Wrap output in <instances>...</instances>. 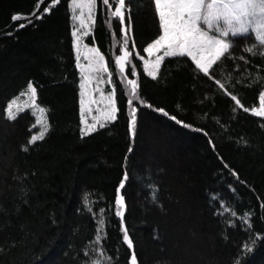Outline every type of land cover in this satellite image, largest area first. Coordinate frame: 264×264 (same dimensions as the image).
Returning a JSON list of instances; mask_svg holds the SVG:
<instances>
[{"label": "trees", "instance_id": "16d2710c", "mask_svg": "<svg viewBox=\"0 0 264 264\" xmlns=\"http://www.w3.org/2000/svg\"><path fill=\"white\" fill-rule=\"evenodd\" d=\"M38 3L0 0V264H89L97 258L129 264L132 251L138 264H264V117L251 111L264 89V57L243 50L264 51L254 33L230 37L234 46L210 76L188 58H166L153 80L140 57L160 34L154 0H126L128 75L135 66L145 102L134 101L133 139L128 92L114 62L120 25L113 20L109 26L107 8L98 0L85 40L106 58L119 111L114 122L81 137L70 0L17 30L27 21L13 22L12 15H30ZM50 3H39L36 15ZM128 16L126 11V24ZM29 81L49 123L44 139L33 144L32 112L24 110L15 120L4 114L6 100L25 91ZM125 173L120 194L133 249L123 243L115 215Z\"/></svg>", "mask_w": 264, "mask_h": 264}, {"label": "snow or ice", "instance_id": "6c2138e0", "mask_svg": "<svg viewBox=\"0 0 264 264\" xmlns=\"http://www.w3.org/2000/svg\"><path fill=\"white\" fill-rule=\"evenodd\" d=\"M39 3H43V0H39ZM39 3L36 5V10L30 15L23 14H13L11 19L13 22L26 20L27 23H20L17 26V30L25 28L27 24L33 23L32 17L36 20L43 19L45 15L51 13V9L60 3V0H51L48 7L44 8L40 15H36L39 11ZM97 4V0H70L69 7L73 13V31L71 36L73 39L74 48L79 51V46L83 43V38L89 36L91 28L88 23H86L84 17V10L87 9L88 21L92 24L95 23L94 8ZM102 5L107 8V18L109 26L113 20H117L120 25V34L122 40L116 41V45L120 49V53L115 56V65L118 66L120 74H125L126 65L130 64V56L132 52L129 51V33L131 31V10L126 8V0H102ZM115 5V7H113ZM155 12L158 17V31L159 35L144 47L143 51L149 56L155 55L154 61H149L144 59L143 56L140 57L144 61L143 68L146 75L153 80L157 79L158 73L161 69L162 62L166 58H188L194 64L195 68L199 72L203 73L205 76H210V70L213 69L214 65L229 53L230 49L234 46L230 42V37L244 36L250 31L255 34L254 42H258L259 48H264V0H154ZM128 11V24L125 25V12ZM78 23V26L76 22ZM83 30V31H81ZM79 33V34H78ZM7 35H12V33H7ZM87 52L90 55H85L84 59L89 61L87 67L95 72L108 73V67L105 64V56L96 47H88ZM133 48H135V42L133 41ZM163 50V51H162ZM245 52L250 54H258L264 57V51L256 52L253 47H246L243 49ZM162 55H156L161 53ZM77 67L81 68L80 56L77 55ZM243 59V57H241ZM94 66V67H93ZM238 70V69H237ZM135 66L132 67L131 75L136 76ZM211 78V77H210ZM126 80L128 86H130L128 91L127 105L130 111L128 129L130 136L134 139L135 130L137 126V111L138 108L134 106V101H139L141 105L145 102L140 98L138 93L139 84L137 79L127 78L123 76ZM85 82H90V78L85 76L83 81L80 83V89L85 88ZM100 82H103L102 80ZM108 82L111 83V74L109 73ZM215 83L224 88V84L220 80H215ZM226 91V90H225ZM20 95L28 96L32 102V105H36L37 98V88L33 86V83L29 81L27 84V91L22 92ZM103 95V93H102ZM229 95H231L229 93ZM115 96V87L112 88L111 92L104 95L110 105L104 114V120L106 122H114L117 119L118 108ZM17 97L13 99L6 109V115L9 120H15L18 115V111H22L17 105ZM231 100L235 101L237 105H241L240 100L236 95H231ZM261 106L260 110L252 108L251 111L256 116L264 117V92L260 94ZM83 104V101H81ZM152 107L151 105H146ZM16 107L18 111H13ZM41 113H45L46 109L40 108ZM248 112V108L243 109ZM165 116L169 114L163 109H157ZM171 119L176 120V117H171ZM93 123H87L83 116V109L81 111V124L86 125L80 129L81 137L90 135L92 132L97 130V124L99 123L100 128L106 127V123H100L97 117H93ZM40 123V121H37ZM177 123H183L182 121H177ZM44 127L37 135H32L29 140V144H33L36 141L43 140L45 134L48 131L47 119L43 121ZM188 127V125H184ZM211 143V141H210ZM214 147V145H213ZM27 151V149H24ZM131 151V149H129ZM233 175H236L233 173ZM128 180V174L125 173L123 179L121 180L119 187L116 190L115 205L116 217L120 218L121 231L123 232L122 240L123 243L127 245L128 249H133V242L127 232V228L124 225L123 217L126 211L125 198L120 194V190L125 187V183ZM215 199V197H213ZM264 207V205H262ZM223 211H227L223 207ZM91 211V209H89ZM103 211V210H101ZM233 216L236 215L235 212L232 213ZM247 215V214H246ZM104 225V221H100L101 228ZM250 227V225H249ZM101 228L97 229V235L95 237V242L97 245L101 243L102 237L99 234ZM243 248L248 252L252 251V248L248 245H243ZM88 256V253H84ZM104 255L102 249L98 250V257ZM89 264H110L107 260L102 259H92ZM129 264H138L137 256L134 251H132Z\"/></svg>", "mask_w": 264, "mask_h": 264}, {"label": "rangeland", "instance_id": "374dc122", "mask_svg": "<svg viewBox=\"0 0 264 264\" xmlns=\"http://www.w3.org/2000/svg\"><path fill=\"white\" fill-rule=\"evenodd\" d=\"M97 3H98V0H97ZM96 7H97V4L94 8V16H95ZM84 13L85 14H84L83 18L85 19L86 23H88L90 25V28L92 30L93 24L90 21H88L87 9L84 10ZM72 16H73V13H72ZM73 23H74V21H73ZM78 23L79 22L77 21L76 22L77 26H78ZM125 25H127L126 19H125ZM81 31H83V30H81ZM120 40H122V38ZM229 40H230V38H229ZM84 45H87L88 47H96L94 45L88 44L85 40V37H84L83 43L79 46V51H77L74 48L76 57H77V55L80 56L79 63L82 66L81 68H79L80 83L83 81V78L85 76H88L90 78V82H85V88L83 90L80 89V112L83 109V116H84V119L87 121V123H93L94 122L93 117H97V119L99 120L100 123H106V121L104 120L103 114L108 108H110V105H109L108 101L106 99H104V95H107L108 93H110L112 88H113L112 75H111V83H109L108 77H109V73L111 74L109 68H108L109 72L104 73V72H95V71L91 70L90 68L83 67V66H87L89 64V61L85 60L84 56L90 55L87 52V48H85ZM119 51H120V49H119ZM162 51H161V53H157L156 55H162ZM119 54H121V53L119 52ZM143 57H144V59L149 60V61H154L156 58L155 55L149 56L147 53ZM143 63H144V61H143ZM105 64L108 67L106 58H105ZM128 66H129V64L126 65L125 74H120L119 70H118L119 78L122 81L123 85L126 87L127 92L129 91L130 86L127 85L126 80L123 79V76L126 75L127 78L137 79L136 76H129L128 75ZM117 69H118V66H117ZM101 80L103 82H100ZM26 91H27V89L23 92H26ZM262 92H264V89ZM102 93H103V95H102ZM20 94L16 97H12V98L6 100L5 105H4V114L7 117V115H6L7 105L13 99H16L17 97H19V99H17V105L19 106V108L23 109L22 111L29 110L34 115L35 130L30 135V138H29V140H30L32 135L39 134V132L43 129V127H44L43 121L45 118L47 119V116H46V112L45 113L40 112L39 109L44 108V107L42 105H40L37 102V100H36V105L33 106L32 102L28 96H22ZM114 99H115V96H114ZM81 101H83V104L81 103ZM260 106H261V101L259 102V105L254 107V108H256L257 110H260ZM13 111H18V109L16 107H14ZM22 111H18V114ZM37 121H40V123H37ZM47 124H48V128H49L48 120H47ZM83 127H86V125L82 124V128ZM97 127H99V123L97 124Z\"/></svg>", "mask_w": 264, "mask_h": 264}, {"label": "clouds", "instance_id": "9594fccd", "mask_svg": "<svg viewBox=\"0 0 264 264\" xmlns=\"http://www.w3.org/2000/svg\"><path fill=\"white\" fill-rule=\"evenodd\" d=\"M209 2H211V0H209Z\"/></svg>", "mask_w": 264, "mask_h": 264}]
</instances>
